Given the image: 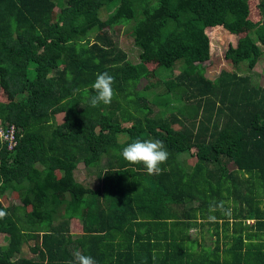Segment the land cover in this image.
<instances>
[{
	"label": "trees",
	"instance_id": "16d2710c",
	"mask_svg": "<svg viewBox=\"0 0 264 264\" xmlns=\"http://www.w3.org/2000/svg\"><path fill=\"white\" fill-rule=\"evenodd\" d=\"M256 8L252 22L249 0H0V122L16 139L0 141V195L18 200L0 205V264H68L75 251L96 264H264V88L201 67L212 28L235 37L231 67L256 65L264 0ZM121 27L136 64L114 42ZM149 63L170 72L157 95L179 96L166 114L137 94ZM103 72L114 96L93 108ZM136 139L163 142L159 175L121 157Z\"/></svg>",
	"mask_w": 264,
	"mask_h": 264
},
{
	"label": "rangeland",
	"instance_id": "374dc122",
	"mask_svg": "<svg viewBox=\"0 0 264 264\" xmlns=\"http://www.w3.org/2000/svg\"><path fill=\"white\" fill-rule=\"evenodd\" d=\"M259 0H249V19L252 22L258 20L259 14L256 8V4ZM117 1L112 2L101 12L102 18L108 16L114 8L117 6ZM245 30H242L238 36H242ZM206 35L209 39V59L201 64L204 69V76L210 80L215 79L221 70L228 71L230 73H235L238 76H247L253 86H261L264 88V47H260L261 52H263L262 57L258 60L256 65L252 69H248L244 64L241 65L239 70L231 67L224 59L223 53L228 45H233L235 43V37L228 34L221 28H212L206 30ZM114 42L118 48L126 54L127 60L131 64H136L137 50L132 45V39L128 35V28L121 27L113 36ZM148 72L144 78H142L137 86L138 96H142L147 99L151 104H153L162 114L168 113L170 110L175 109L179 104V96L174 94H169L166 97H159L157 95L162 89L161 85L154 86L153 83L156 81H163L165 76L170 72L164 69L155 68L152 63L147 64ZM180 68L175 69L174 73L177 74ZM6 97L0 94V101H5ZM60 116H56V122H60ZM122 126L126 124L121 122ZM117 141H122L124 138L120 135H116ZM179 160H185L186 155L179 156ZM94 169L83 168L81 163L76 165V169L73 172L75 179L87 186L93 188L97 184L96 175L94 174ZM17 195L15 193H7L5 195H0V205L8 206L17 204ZM196 202L190 205L195 206ZM264 204V199H262L261 205ZM252 221H248L247 224H251ZM69 232L72 237H75L80 232V226L76 222H70ZM192 231L190 234H193Z\"/></svg>",
	"mask_w": 264,
	"mask_h": 264
},
{
	"label": "clouds",
	"instance_id": "9594fccd",
	"mask_svg": "<svg viewBox=\"0 0 264 264\" xmlns=\"http://www.w3.org/2000/svg\"><path fill=\"white\" fill-rule=\"evenodd\" d=\"M113 82L114 78L108 72L96 75L95 81L90 86L95 94L88 98L91 107L95 108L101 104L111 103L114 96ZM120 155L130 165H143L146 174L159 175L162 172L161 165L167 162L169 153L162 141L136 139L124 147ZM6 215L5 211L0 210V219ZM73 256L74 259L68 264H96L91 256L84 255L80 251H75Z\"/></svg>",
	"mask_w": 264,
	"mask_h": 264
},
{
	"label": "built area",
	"instance_id": "2783aa9c",
	"mask_svg": "<svg viewBox=\"0 0 264 264\" xmlns=\"http://www.w3.org/2000/svg\"><path fill=\"white\" fill-rule=\"evenodd\" d=\"M0 141L5 144L8 151L15 147V127L13 125H3L0 122Z\"/></svg>",
	"mask_w": 264,
	"mask_h": 264
},
{
	"label": "crops",
	"instance_id": "0c3cea01",
	"mask_svg": "<svg viewBox=\"0 0 264 264\" xmlns=\"http://www.w3.org/2000/svg\"><path fill=\"white\" fill-rule=\"evenodd\" d=\"M73 222V221H72Z\"/></svg>",
	"mask_w": 264,
	"mask_h": 264
}]
</instances>
